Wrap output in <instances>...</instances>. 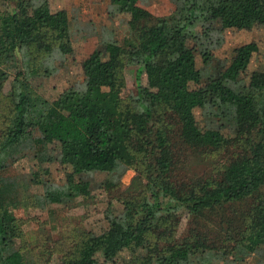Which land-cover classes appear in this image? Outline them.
I'll list each match as a JSON object with an SVG mask.
<instances>
[{"label": "trees", "instance_id": "trees-1", "mask_svg": "<svg viewBox=\"0 0 264 264\" xmlns=\"http://www.w3.org/2000/svg\"><path fill=\"white\" fill-rule=\"evenodd\" d=\"M0 4V88L12 72L0 131V264H29L14 245L20 229L10 213L21 203V184L7 170L22 157L48 162L50 147L76 175L103 173L106 189L130 167L137 166L144 178L141 192L107 215L105 230L84 239L59 264H105L125 249L142 251L141 264L239 262L249 254L253 264H264V71H252L244 80L251 42L233 48L225 62L213 58L226 24L264 27V0H175L161 17H152L137 0H108L107 15L128 16L127 37L93 49L83 62L82 79L52 99L40 94L32 79L64 64L67 13L51 11L47 0ZM128 65L136 69L127 102L104 97L103 89L123 86L121 71ZM163 111L173 115L179 139L189 146L217 150L231 137L244 142L247 153L228 161L216 179L176 185ZM66 184V191L49 200L88 194L91 182L69 176ZM247 198L254 201L237 222L236 238L226 234L220 245L197 234L168 239L179 211L208 218ZM129 264H137L136 258Z\"/></svg>", "mask_w": 264, "mask_h": 264}, {"label": "rangeland", "instance_id": "rangeland-1", "mask_svg": "<svg viewBox=\"0 0 264 264\" xmlns=\"http://www.w3.org/2000/svg\"><path fill=\"white\" fill-rule=\"evenodd\" d=\"M49 9H63L70 24L68 43L62 45L65 58L63 65L54 74L32 79L34 87L47 99L54 98L62 89L82 79V65L90 52L102 42L114 40L118 44L127 37V19L125 14L109 16L106 13L108 0H47ZM175 0H137V4L146 9L152 17L169 14ZM0 10L2 6L0 4ZM222 30V43L213 51L214 62L229 60L233 48L242 44L253 43L254 52L247 65L244 80L252 71H264V27L253 26L240 28L235 22L226 24ZM192 43H189L191 45ZM195 66L200 68V56L194 45L191 46ZM136 66L123 67V86L115 90L103 89L102 95L118 98L127 102L134 90ZM12 72L0 88V131L6 119V94L9 89ZM182 83L192 87V83L180 77ZM140 82L145 85L144 75ZM162 113V112H161ZM197 121H202L199 109L193 110ZM166 119L168 149L172 166L170 178L176 185L190 183L203 178H218L222 167L232 158L247 153L244 142L231 137L217 150L201 149L189 146L178 137L175 118L169 113H162ZM169 116V117H168ZM46 154L48 162L22 157L11 164L7 173L17 180L19 207L10 210L18 223L20 233L14 239V245L21 257L29 264H59L65 257L75 252L84 239L100 234L107 227L109 213L121 210V201L138 195L144 184V178L137 166L130 167L120 176L118 183L111 188H104L103 173L76 175L71 165L58 161V150L50 147ZM73 174V175H72ZM74 181L80 177L91 182L88 194L74 197H62L61 202H52L60 191L67 190L66 179ZM23 188H22V187ZM264 200V199H263ZM253 199H244L230 205H223L213 215L193 217L184 210L174 216L171 235L168 239H181L189 234H197L208 241L220 245V238L230 235L236 238L237 222L243 218ZM162 243V241L160 242ZM125 249L105 264H129L132 259L141 264L142 251ZM101 261L100 258H98ZM215 264H253L254 255L249 254L242 261H214Z\"/></svg>", "mask_w": 264, "mask_h": 264}]
</instances>
